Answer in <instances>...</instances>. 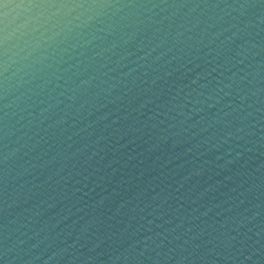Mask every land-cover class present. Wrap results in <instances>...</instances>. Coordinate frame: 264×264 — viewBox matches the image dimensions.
I'll use <instances>...</instances> for the list:
<instances>
[{"label":"water","instance_id":"1","mask_svg":"<svg viewBox=\"0 0 264 264\" xmlns=\"http://www.w3.org/2000/svg\"><path fill=\"white\" fill-rule=\"evenodd\" d=\"M0 264H264V0H0Z\"/></svg>","mask_w":264,"mask_h":264}]
</instances>
